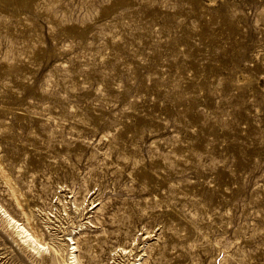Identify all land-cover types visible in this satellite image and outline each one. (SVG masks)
<instances>
[{"label": "rangeland", "instance_id": "rangeland-1", "mask_svg": "<svg viewBox=\"0 0 264 264\" xmlns=\"http://www.w3.org/2000/svg\"><path fill=\"white\" fill-rule=\"evenodd\" d=\"M19 203L49 250L0 211V264H67L74 230L85 264H264V0H0Z\"/></svg>", "mask_w": 264, "mask_h": 264}, {"label": "bare ground", "instance_id": "bare-ground-1", "mask_svg": "<svg viewBox=\"0 0 264 264\" xmlns=\"http://www.w3.org/2000/svg\"><path fill=\"white\" fill-rule=\"evenodd\" d=\"M189 8V7H188ZM194 8V7H193ZM190 9V8H189ZM192 9V8H191ZM203 11V10H202ZM190 12H191V10H190ZM175 13H177V12H175ZM185 14V13H184ZM200 14V13H199ZM202 14H203V12H202ZM177 15H178V13H177ZM180 15H181V13H180ZM198 15V14H197ZM168 16V15H167ZM171 16H172V14H171ZM176 17V16H175ZM175 17H173L174 18V21H175ZM167 18V17H166ZM179 18V17H178ZM193 18V17H192ZM191 18V19H192ZM195 18H196V16H195ZM205 18V17H204ZM207 18V17H206ZM205 18V19H206ZM172 19V18H171ZM170 19V20H171ZM177 19V18H176ZM166 20V19H165ZM171 21H173V20H171ZM189 21V20H188ZM167 22V21H166ZM169 23V25H170V22H168ZM172 23V22H171ZM174 23V22H173ZM192 23V22H191ZM199 23H201V22H198L197 24L199 25ZM167 24V23H166ZM172 25V24H171ZM171 25H170V28H171ZM179 25H181V23L179 24ZM189 24H187V26H188ZM197 25V26H198ZM185 26V25H184ZM200 26V25H199ZM168 27V26H167ZM179 27V26H178ZM185 28V27H184ZM195 28H197V27H195ZM198 28H200L201 29V27H198ZM203 28V27H202ZM205 28V27H204ZM207 28V27H206ZM169 29V28H168ZM182 29H183V27H182ZM189 29H190V27H189ZM188 29V30H189ZM170 30V29H169ZM174 30H176L175 29V27H174ZM194 30V29H193ZM202 31V30H201ZM185 32H186V30H185ZM212 32V31H211ZM178 33H180V30H179V32ZM187 33V32H186ZM182 34L184 35V33L182 32ZM192 34V33H191ZM189 35V34H188ZM182 36V35H181ZM170 37V36H169ZM187 37V36H186ZM181 38H183V36L181 37ZM197 38V37H196ZM200 38H201V36H200ZM199 38V39H200ZM188 39V38H187ZM187 39H186V42H187ZM202 39V38H201ZM180 40V39H179ZM175 41V40H174ZM177 41V40H176ZM181 41H183V39L181 40ZM178 42V41H177ZM199 43V42H198ZM178 44H179V42H178ZM181 44V43H180ZM179 44V45H180ZM183 44V43H182ZM182 44H181V46H182ZM186 45V44H185ZM176 46V45H175ZM170 47V46H169ZM185 47V46H184ZM171 49V48H170ZM177 50H178V48H176ZM183 49V48H182ZM196 49H194V51L193 52H196L195 51ZM187 51V50H186ZM180 52V51H179ZM183 52H184V50H183ZM183 52H181V53H183ZM177 53V52H176ZM191 53V52H190ZM184 54V53H183ZM191 54H193V53H191ZM200 54V53H199ZM180 61V60H179ZM235 131V130H234ZM233 132V131H232ZM225 135V134H224ZM211 136V135H210ZM175 139V138H174ZM189 147V146H188ZM237 166V165H236ZM5 174V173H4ZM8 174V173H7ZM5 176V175H4ZM153 183V182H152ZM11 187V186H10ZM17 199V198H16ZM19 205H20V207L22 208V210L24 211V213H25V215H27V213H26V211H25V209H24V207H23V204L22 203H19ZM97 208V207H96ZM0 211L3 213V216H4V218H5V220L7 221V223L9 224V226L14 230V232L16 233V235L18 236V239H20L19 241L22 243V244H24V245H26L27 247H29L31 250H32V252L34 253V254H36V255H41V254H43L44 252H46V251H48L49 250V246H48V241L46 242L45 240H44V237H43V234H42V232L38 229V227H37V225L35 224V222H34V219H32L31 217H29L28 215H27V223H24V222H22V220H19V219H17L15 216H13L12 214H10L8 211L9 210H7V209H4L1 205H0ZM1 217V216H0ZM3 219V218H2ZM3 221H4V219H3ZM5 223V222H4ZM7 225V224H6ZM8 226V227H9ZM82 227H83V225H81L80 226V230L82 229ZM12 231V230H11ZM78 231V230H77ZM72 233V232H71ZM76 234H78V233H76V231L74 230V233L73 234H70V236H68V238L66 239L68 242H70L69 243V248H70V252H69V257H68V260H65V262L67 263V264H85L84 262H82L80 259H79V256H78V252H77V250H76V243H75V235ZM80 234V233H79ZM78 234V235H79ZM81 236V235H80ZM48 239V238H47ZM65 241V240H64ZM51 242V241H50ZM54 242V241H53ZM55 243V242H54ZM51 245V244H50ZM52 246V245H51ZM53 247V246H52ZM125 248V247H124ZM28 249V248H27ZM53 250V249H52ZM54 251L55 252H59V250H57V249H54ZM67 252V251H66ZM130 252V251H129ZM49 253V252H48ZM63 254V253H62ZM62 254H60V255H62ZM126 254H127V252H126ZM59 255V256H60ZM42 256V255H41ZM35 257H37V256H35ZM81 258V257H80ZM65 259V258H64ZM136 262H138V261H136ZM132 264H134V263H132ZM137 264H142V262H138ZM145 264V263H144Z\"/></svg>", "mask_w": 264, "mask_h": 264}]
</instances>
